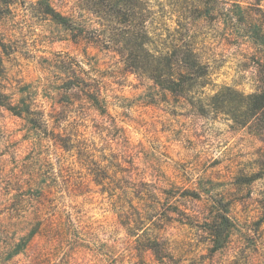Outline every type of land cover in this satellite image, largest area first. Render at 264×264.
<instances>
[{
	"label": "rangeland",
	"instance_id": "obj_1",
	"mask_svg": "<svg viewBox=\"0 0 264 264\" xmlns=\"http://www.w3.org/2000/svg\"><path fill=\"white\" fill-rule=\"evenodd\" d=\"M77 1L0 0V264H264V139L126 72ZM141 2L209 65L195 95L264 90V0Z\"/></svg>",
	"mask_w": 264,
	"mask_h": 264
},
{
	"label": "trees",
	"instance_id": "obj_2",
	"mask_svg": "<svg viewBox=\"0 0 264 264\" xmlns=\"http://www.w3.org/2000/svg\"><path fill=\"white\" fill-rule=\"evenodd\" d=\"M89 10H104L117 24L110 28L117 33L115 44L117 57L122 69L153 80L164 90L179 98L190 100L199 110L205 112L204 100L209 102L217 112L224 114L230 121L241 128H249L264 139V90L244 93L232 86L224 85L216 88L214 93L195 95L194 88H205L209 80V65L204 63L199 53L189 42L180 44L181 39H173L161 27L163 18L146 19L144 3L141 0H79ZM47 13L63 23H67L61 14L56 13L51 5H47ZM177 13V12H176ZM117 21V22H116ZM174 31L183 25L174 19ZM113 23V22H112ZM155 27H154V26ZM153 26V28H151ZM184 30L189 32L188 25ZM161 28V29H160ZM111 38V37H110ZM112 39V38H111ZM109 39V40H111ZM0 90V106L11 110L15 115L22 116L18 105L4 100ZM5 96V95H4ZM217 219V218H215ZM225 220H229L227 216ZM205 226V228H207ZM209 230L215 233V225L210 224Z\"/></svg>",
	"mask_w": 264,
	"mask_h": 264
}]
</instances>
